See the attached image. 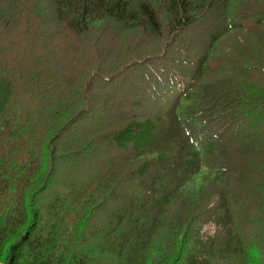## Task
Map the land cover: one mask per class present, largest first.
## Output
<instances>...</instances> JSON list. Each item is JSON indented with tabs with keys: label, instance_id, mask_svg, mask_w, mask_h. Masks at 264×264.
Returning <instances> with one entry per match:
<instances>
[{
	"label": "trees",
	"instance_id": "trees-1",
	"mask_svg": "<svg viewBox=\"0 0 264 264\" xmlns=\"http://www.w3.org/2000/svg\"><path fill=\"white\" fill-rule=\"evenodd\" d=\"M258 73L264 0H0V264H264Z\"/></svg>",
	"mask_w": 264,
	"mask_h": 264
},
{
	"label": "rangeland",
	"instance_id": "rangeland-1",
	"mask_svg": "<svg viewBox=\"0 0 264 264\" xmlns=\"http://www.w3.org/2000/svg\"><path fill=\"white\" fill-rule=\"evenodd\" d=\"M13 37L15 38V35H13ZM227 44H231V43H234L237 41V35L235 33H232V34H229L226 38H225ZM239 57L236 58V59H233V60H230V61H238L239 62ZM9 58H12V56H10ZM260 74V73H258ZM261 75V76H260ZM259 75V83L260 84H264V77L262 76V74ZM59 101V100H58ZM57 102V101H56ZM51 103L49 105H47L45 107V109L43 110H40L43 115H45V113H49V116H53V115H56V116H60L59 115V112H57L55 109L58 108L59 104L56 103ZM36 105L37 104H32L30 107L31 109H35L36 108ZM36 114V113H35ZM26 128L28 129L27 125H26ZM25 145H26V142L22 143L21 145H17V144H13L12 147H15L17 149V154L19 156H27L28 155V151L26 150L25 148ZM261 212H259L258 210V207H255L252 211H247L245 210V215L244 216H249V219H252L253 220V216L254 215H257V214H260ZM217 230V225L215 222H209L207 223L206 225H204L202 231H201V237L204 241L208 240V238L210 236H213L214 233L216 232Z\"/></svg>",
	"mask_w": 264,
	"mask_h": 264
}]
</instances>
